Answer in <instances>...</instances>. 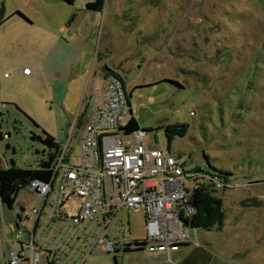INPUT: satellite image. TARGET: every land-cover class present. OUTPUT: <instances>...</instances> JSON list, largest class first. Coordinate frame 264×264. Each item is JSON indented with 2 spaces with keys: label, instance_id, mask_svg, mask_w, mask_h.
I'll use <instances>...</instances> for the list:
<instances>
[{
  "label": "rangeland",
  "instance_id": "obj_1",
  "mask_svg": "<svg viewBox=\"0 0 264 264\" xmlns=\"http://www.w3.org/2000/svg\"><path fill=\"white\" fill-rule=\"evenodd\" d=\"M93 1L0 0L3 18L10 17L0 26V168L13 161L36 169L47 161L48 149L35 138L68 135L65 121L74 124L87 83L106 64L130 93L139 129L150 132L145 145L175 157L194 178L193 170L209 166L231 174L213 193L225 218L221 227L196 229L187 247L170 253L87 256L101 234L113 243L124 233L145 240V210H119L106 229L89 232L88 223L82 231H65L49 223L50 197L39 223L50 245L40 264H264V0H105L102 11H86L84 4ZM25 67L33 75L37 69L38 77L27 80ZM62 67L65 93L56 88L54 97L49 78ZM102 86L98 77L84 121L100 103ZM174 123L189 130L168 150L162 128ZM79 136L75 129L69 147L74 165ZM199 183L191 179L190 188ZM20 205L27 214L41 200L25 189L12 210L0 205V237L3 229L9 242L16 241ZM76 208L71 201L70 217Z\"/></svg>",
  "mask_w": 264,
  "mask_h": 264
},
{
  "label": "built area",
  "instance_id": "obj_2",
  "mask_svg": "<svg viewBox=\"0 0 264 264\" xmlns=\"http://www.w3.org/2000/svg\"><path fill=\"white\" fill-rule=\"evenodd\" d=\"M30 73L27 67L22 70L24 76ZM134 114L124 82L114 74H106L101 101L94 103L79 136V163H71L69 131L59 143L51 180L33 181L28 188L30 195L40 198L41 205L27 214L20 205L21 213L16 214V241L5 239L8 249L5 264L41 263V253L50 245V238L42 239L46 227L35 229L50 197L49 223L56 227L62 225L65 231L70 226L82 231L88 223L92 225L89 232L100 225L106 229L119 210L143 208L147 234L145 240H136L144 241L140 253H170L177 245L189 241L195 231L185 227L182 220L192 213L189 197L193 189L190 180L194 177L186 173L175 157L145 145L146 133L142 130L127 134L125 128ZM223 187L221 182H212L213 190ZM73 200L77 201V215L70 217L68 212ZM102 236L96 237L87 256L98 252L116 256L134 241L125 233L116 243Z\"/></svg>",
  "mask_w": 264,
  "mask_h": 264
},
{
  "label": "trees",
  "instance_id": "obj_3",
  "mask_svg": "<svg viewBox=\"0 0 264 264\" xmlns=\"http://www.w3.org/2000/svg\"><path fill=\"white\" fill-rule=\"evenodd\" d=\"M65 3L72 5L74 0H63ZM105 5V0H95L93 2H87L84 5L86 11L100 12L103 10ZM4 8L0 6V26L6 23L9 18H3ZM17 16L25 20V18L17 13ZM76 18V14H72L67 21L70 25ZM106 73L114 74V76H119L113 73L109 68L105 67ZM121 79V78H120ZM122 80V79H121ZM123 81V80H122ZM169 82V81H163ZM175 84L174 82H169ZM178 88H181L176 84ZM128 96V99H129ZM127 134L135 133L139 129V124L134 117H131L126 126ZM164 137L167 141V148L170 150V146L175 138H184L189 130L188 124H168L162 128ZM144 133H150L149 131L142 130ZM151 131V130H150ZM40 141L49 151V158L47 161L39 164L36 169H23L16 167L13 161L11 162V167L8 169L0 168V204L2 207H6L8 210H12L16 198L22 190H27L33 181H40L43 183L49 182L52 178V169L56 156L59 151V143L55 141L51 136L43 133V138H35ZM208 160V158H206ZM206 162L208 163V161ZM210 170L204 172L200 169L193 170L192 172L198 177L192 178L200 181L199 184L195 185L190 193V206L192 208V213L189 218L182 220L185 227L191 231L196 229L209 230L215 226L221 227L224 222L223 204L219 197L213 195L215 190L212 189V182L217 181L226 184L231 177L230 173L226 171H219L212 167ZM211 183H205L206 180ZM142 246H144V241H133L130 245H126L123 249L124 253H140L142 251ZM187 244H179L180 247H187ZM133 248V249H131ZM116 256H114V259ZM51 264V263H49ZM53 264V263H52Z\"/></svg>",
  "mask_w": 264,
  "mask_h": 264
},
{
  "label": "crops",
  "instance_id": "obj_4",
  "mask_svg": "<svg viewBox=\"0 0 264 264\" xmlns=\"http://www.w3.org/2000/svg\"><path fill=\"white\" fill-rule=\"evenodd\" d=\"M19 19L21 20L22 18L19 17ZM21 21L24 22V23H26V24H29V22H27L25 20L24 21L21 20ZM105 67L109 68L106 64L103 66V69ZM65 71H66L65 70V67H62L60 69L59 68H54L53 72H51V77L49 78V81H51V89H52V94L54 95V97H56L55 96L56 95L55 94V89L56 88L60 90L61 96L63 94L62 92L65 93L64 90H65V87H66V82L68 81V80L67 81L63 80V74L65 73ZM105 74H108V73H106V71L103 70L102 72H100V75H97V74L95 75V77H94L95 79H94V82H92V84L91 83H87L85 91H87L89 93L88 96H90V97H88V96L85 97L83 99V101L81 102V107H80L79 111L77 112V116L75 117V119L73 121L74 124L71 125V126H68L70 124L69 123L70 121H65V124H64L65 129L71 131L72 137L74 135V130L75 129L78 131V133L80 135L83 126L87 123V121H88V119H89V117H90L91 114L89 115L87 121H84L83 119H84V116L86 115L87 109L90 107V103H89L90 98L93 97V92L95 91L93 89L94 88L93 86H94L95 80L98 77H100L102 79V82H103V85H104V77L106 76ZM24 77H26L27 80H32L35 77H38V70L36 69L35 75H33V72H32V73H30V75L24 76ZM90 84H91V86H90ZM128 96H129V94H128ZM60 99H63V98H60ZM130 99H131V97H129V99H128L129 104H131ZM60 132H62V131H60ZM65 136H67V135H65ZM52 138L55 141H57L58 143H62L66 139V137L65 138L64 137H61V138H59V140H56L54 137H52ZM39 223H40V221L38 222V225H37V227L35 229L36 231H37V229H42V228H40V224ZM4 232L5 231L2 229V237H0V255H2V259H3L2 261L4 262L3 264H5V256H6V253L8 252L7 246H5V239L8 240V238H6Z\"/></svg>",
  "mask_w": 264,
  "mask_h": 264
},
{
  "label": "bare ground",
  "instance_id": "obj_5",
  "mask_svg": "<svg viewBox=\"0 0 264 264\" xmlns=\"http://www.w3.org/2000/svg\"><path fill=\"white\" fill-rule=\"evenodd\" d=\"M104 74V73H103ZM110 74V73H109ZM106 75V74H105ZM103 76V75H102ZM88 97H90V96H88Z\"/></svg>",
  "mask_w": 264,
  "mask_h": 264
},
{
  "label": "flooded vegetation",
  "instance_id": "obj_6",
  "mask_svg": "<svg viewBox=\"0 0 264 264\" xmlns=\"http://www.w3.org/2000/svg\"><path fill=\"white\" fill-rule=\"evenodd\" d=\"M119 255V254H118ZM117 256V255H116Z\"/></svg>",
  "mask_w": 264,
  "mask_h": 264
}]
</instances>
